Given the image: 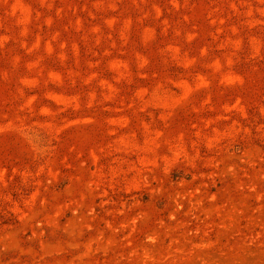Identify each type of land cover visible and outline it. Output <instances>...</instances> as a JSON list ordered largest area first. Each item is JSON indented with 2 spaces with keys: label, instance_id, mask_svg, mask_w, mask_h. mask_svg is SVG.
Returning <instances> with one entry per match:
<instances>
[{
  "label": "rangeland",
  "instance_id": "rangeland-1",
  "mask_svg": "<svg viewBox=\"0 0 264 264\" xmlns=\"http://www.w3.org/2000/svg\"><path fill=\"white\" fill-rule=\"evenodd\" d=\"M0 264H264V0H0Z\"/></svg>",
  "mask_w": 264,
  "mask_h": 264
}]
</instances>
